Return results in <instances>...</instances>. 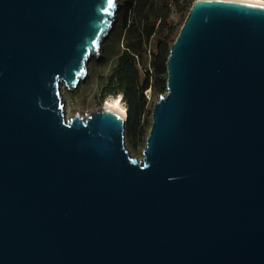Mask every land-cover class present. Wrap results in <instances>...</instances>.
Segmentation results:
<instances>
[{"label":"water","instance_id":"obj_1","mask_svg":"<svg viewBox=\"0 0 264 264\" xmlns=\"http://www.w3.org/2000/svg\"><path fill=\"white\" fill-rule=\"evenodd\" d=\"M113 0H0V264H264V5L195 0L143 159L120 112L67 120Z\"/></svg>","mask_w":264,"mask_h":264},{"label":"trees","instance_id":"obj_2","mask_svg":"<svg viewBox=\"0 0 264 264\" xmlns=\"http://www.w3.org/2000/svg\"><path fill=\"white\" fill-rule=\"evenodd\" d=\"M194 1L120 0L112 30L118 48L109 73L98 76L99 98L121 97L125 136L133 148L145 147L154 101L166 94L170 47Z\"/></svg>","mask_w":264,"mask_h":264},{"label":"rangeland","instance_id":"obj_3","mask_svg":"<svg viewBox=\"0 0 264 264\" xmlns=\"http://www.w3.org/2000/svg\"><path fill=\"white\" fill-rule=\"evenodd\" d=\"M118 2L120 3V0H118ZM117 40L116 31H114L111 34V37H108V39L103 43L101 50L102 57H93L90 59L87 64V77L81 81L74 90L68 91L64 85H61L60 97L62 99L64 114L67 120L73 118L76 115L79 117H85L91 112L105 107L106 103L111 104L116 99L120 100V107L126 112V106L121 101L120 96H108L104 100H100L99 98L98 76H106L109 73L118 48ZM155 102L156 101H154V103ZM124 141L130 156L135 158L137 161H142L143 155L141 152L144 148L142 146L133 148L125 135Z\"/></svg>","mask_w":264,"mask_h":264},{"label":"bare ground","instance_id":"obj_4","mask_svg":"<svg viewBox=\"0 0 264 264\" xmlns=\"http://www.w3.org/2000/svg\"><path fill=\"white\" fill-rule=\"evenodd\" d=\"M236 1H242V2H247V3H255L259 5H264V1L262 0H236ZM120 100H114L111 104L106 103L105 107H111L116 109L118 112H120L124 117H126V112L123 108L120 107Z\"/></svg>","mask_w":264,"mask_h":264},{"label":"snow or ice","instance_id":"obj_5","mask_svg":"<svg viewBox=\"0 0 264 264\" xmlns=\"http://www.w3.org/2000/svg\"><path fill=\"white\" fill-rule=\"evenodd\" d=\"M108 7L109 8L113 7V0H108Z\"/></svg>","mask_w":264,"mask_h":264},{"label":"built area","instance_id":"obj_6","mask_svg":"<svg viewBox=\"0 0 264 264\" xmlns=\"http://www.w3.org/2000/svg\"><path fill=\"white\" fill-rule=\"evenodd\" d=\"M148 94H149V92H146L147 97H148Z\"/></svg>","mask_w":264,"mask_h":264}]
</instances>
